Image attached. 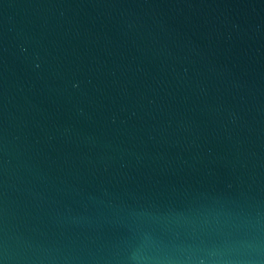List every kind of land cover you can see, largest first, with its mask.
I'll return each mask as SVG.
<instances>
[{"label":"water","instance_id":"water-1","mask_svg":"<svg viewBox=\"0 0 264 264\" xmlns=\"http://www.w3.org/2000/svg\"><path fill=\"white\" fill-rule=\"evenodd\" d=\"M0 264H264V0H0Z\"/></svg>","mask_w":264,"mask_h":264}]
</instances>
